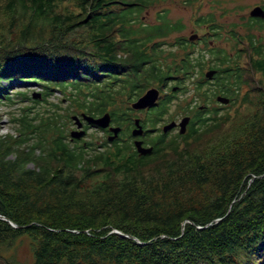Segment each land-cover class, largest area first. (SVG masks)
<instances>
[{"label": "trees", "instance_id": "1", "mask_svg": "<svg viewBox=\"0 0 264 264\" xmlns=\"http://www.w3.org/2000/svg\"><path fill=\"white\" fill-rule=\"evenodd\" d=\"M0 2L8 17L0 103H16L14 92L32 102L10 118L14 132L0 134V264L24 236L30 264H264V18L249 16L245 33L229 30L231 52L205 47L212 63L204 65L216 70L211 96L229 98L209 107L195 102L210 96L201 92L208 78L193 79L205 53L173 34L181 20L161 8L142 21L156 0ZM195 22L209 24L211 36L223 27L213 14ZM27 83L41 98L17 90ZM192 85L190 101L177 106L193 113L186 133L137 154L125 135L128 103L157 87L144 119L154 126ZM55 91L68 107L48 100ZM240 105L254 110L239 115ZM104 112L122 128L113 141L68 139L71 113Z\"/></svg>", "mask_w": 264, "mask_h": 264}, {"label": "rangeland", "instance_id": "2", "mask_svg": "<svg viewBox=\"0 0 264 264\" xmlns=\"http://www.w3.org/2000/svg\"><path fill=\"white\" fill-rule=\"evenodd\" d=\"M66 3H67L66 6L70 10H75L71 2H66ZM262 3L264 4V0H156L154 4L150 5L148 8H146L142 12L141 17H143L147 22H152L156 19L155 17H156L157 10L161 8H167L168 14L172 19L174 20L179 19L184 24V28L181 32L173 33V34L183 36L188 39V36L193 32L199 35L201 33L202 34L205 33L206 31H210L208 29L209 24L200 23L198 25L195 22V20L200 16L206 18L209 14H213L214 23L218 24L219 26H223V27L217 28L216 29L217 34L215 36L213 35L209 37L211 39V45L208 42H206L205 44H202V43L196 44L194 48L195 53L196 54L199 52L205 53L203 67L199 68L193 77L194 81H196V80H200L203 78L201 77V74L204 75L207 70L212 68V67L211 68L206 67V65H204L205 63H210V64L212 63V60L210 59L211 54L205 49V47L206 46L214 47V48L219 47L227 51V53L231 52L232 51V46H231L232 40L230 38V34L228 33L229 30L234 27V29L239 31L240 33H245L246 26L244 23L249 17L248 15L249 10L255 4H262ZM64 4L61 5V8L64 6ZM2 5L3 4L0 2V34H5L7 31L6 27H7L8 17L3 11ZM253 31L254 33H257L256 30H253ZM259 35L264 36V31L260 32ZM172 37L174 36L171 35L167 39V42H169L172 39ZM166 46L168 47L169 45H166ZM214 83H215V80H213L212 78H208V83L207 82L204 83L203 87L201 88V92L206 91V93L210 96L207 98H204V101L202 98L196 99L195 100L196 104H200V105L206 104L209 107H223L229 104V103L226 105L221 104L216 101V98H215L216 95L211 96V92L212 91L215 92ZM24 85L17 87L18 88L17 90H21V92H26V97L30 96L33 99L34 98L32 96L33 94L36 95L37 93L41 92V87L37 85L36 83H27L26 86ZM150 87H155V86H150ZM246 89H247L246 87H243V89L241 90V95L244 94ZM194 92L195 91L193 90V85L190 86L189 91L183 95L177 92L178 97L171 102L169 106L168 115L164 117L165 118L164 121L168 120L169 118H175V119L177 117L179 118L181 116L180 114H187L185 111L181 110L177 106L179 107L184 106L185 100L190 101L191 96L193 95ZM12 94H13V101L16 103H10V102L0 103V134L13 133L14 124L10 118L12 116L18 115L19 112H21L20 111L21 106L23 105L28 106L32 103L31 101H28V100H24L23 102H21L20 95H15V92ZM60 97L62 98L61 101L58 100ZM39 98H41V96H39ZM48 100H51L52 102L58 101V103H60V106H62L63 108L69 106V101L59 91H55L54 95L50 96ZM237 101H238V104H235L234 106H232L231 110L235 108L236 106H239V104L242 103L240 99H238ZM191 104H192L191 108H194L195 103H191ZM36 105H39V104H36ZM128 106H130L129 103H128ZM39 108L42 110V108H45V106L41 105L39 106ZM50 108H53V107L51 106ZM152 108L153 106L149 107L148 109L151 110ZM73 109L74 108L70 106V110H73ZM33 110H35V108ZM253 110H254V107L243 105L238 111H239V115H247L245 113H251ZM224 111L225 109L223 108L221 112H224ZM131 113L135 118H140V119L148 115L146 113H142V111L140 110L138 111L134 109ZM188 113H191V112H188ZM72 115L79 116V114L77 113L70 114L71 122H68V125H67L68 139H70V131H72L73 129H76L73 123V120L71 119ZM163 122L160 121V123H163ZM160 123L155 125V127H157ZM230 125H232V123L227 124L225 126V129L224 130L222 129V131L219 132L218 134L211 136L212 140L215 138H219L223 134H226V132L228 131H225V130L230 129ZM159 126L161 128V124ZM146 127H151V126H146ZM82 128L85 130L84 127ZM107 135L108 134L100 131L98 127L92 125V127H90L89 129L85 131V134L82 136L81 139L92 142V146L94 147L95 145H99L101 142H103V140L107 138ZM168 136L173 137V134L171 133ZM29 242H30L29 238L25 236L16 240L14 245L6 252V256L7 258H9L10 264H30L32 260V251H31V246Z\"/></svg>", "mask_w": 264, "mask_h": 264}, {"label": "water", "instance_id": "3", "mask_svg": "<svg viewBox=\"0 0 264 264\" xmlns=\"http://www.w3.org/2000/svg\"><path fill=\"white\" fill-rule=\"evenodd\" d=\"M248 15L250 17H260V18H264V8L261 7L260 5H255L253 6L250 10ZM198 34L197 33H191L188 36V40L189 41H194L198 38ZM216 70L215 69H209L205 72L204 76L206 78H212L213 75L215 74ZM172 90H175V87L172 88ZM159 89L157 87H149L148 89L145 90V92L143 94H141L137 99L133 100L130 102V107L134 110H143L149 107H152L153 105H155V103L157 102L158 98H159ZM35 99L39 98V96H41L40 93H37L36 95L33 94L32 95ZM216 101L221 103V104H228L229 103V98L227 96L218 94L216 95ZM202 107V106H200ZM71 119L73 120V123L76 127V129H73L72 131H70V139L74 140V139H80L82 138V136L85 134V130L82 128L83 126V121L92 124L98 128L101 129H108V131L110 132L107 135V140L113 141L119 134L120 130H121V126L118 125H111V116L109 112H104L103 114L99 115V116H91V115H86L84 113H81L79 116L77 115H72ZM190 117L184 116L181 118V120L179 121V123L175 122V121H171L167 124H164L162 126V132H167L168 130L172 129L173 127H175L176 125L179 126V133H185L186 131V125L189 122ZM143 129H142V125L140 124L139 118H134V128L132 129L131 133L133 136H137L140 135L142 133ZM134 146L136 148V151L140 154V155H146L148 153H150V151L152 150V147H144L142 146L141 141L139 140H135L134 141ZM2 219H4V217L0 216ZM15 226V225H13Z\"/></svg>", "mask_w": 264, "mask_h": 264}, {"label": "flooded vegetation", "instance_id": "4", "mask_svg": "<svg viewBox=\"0 0 264 264\" xmlns=\"http://www.w3.org/2000/svg\"><path fill=\"white\" fill-rule=\"evenodd\" d=\"M255 5H260L261 7H263L264 8V6H263V4H255ZM254 5V6H255ZM142 21H144L145 23H151V22H147L143 17H142ZM209 37H211V35H210V31H206L205 33H201V34H199V36H198V38L196 39V40H194V41H192V42H194V43H202V44H205L206 42H208L210 45H211V39L209 38ZM215 75V74H214ZM213 75V76H214ZM213 78V77H212ZM159 96H160V93H159ZM157 103V102H156ZM155 103V104H156ZM150 109H143V110H140V111H142V113H147L148 111H149ZM139 111V110H138ZM192 114L193 113H187V114H180L181 116L178 118H169L168 120H166V121H164V116L161 118V122H163V123H160V122H158V123H160L161 124V128H160V124L157 126V127H155V125H157L158 123H156L154 126H151V127H146V124H145V122H144V119H145V117L144 118H142V119H140L139 118V121H140V124L142 125V129H143V131H142V133L140 134V135H137V136H133L132 135V133H131V131H132V129L134 128V116L132 115V113H130V115L128 116V118L130 119V121H132V124H130L129 123V127H128V129L126 130V131H128V132H126V136L128 137V140L130 141V143L133 145V147H134V149H135V151H136V148H135V146H134V141L135 140H139V141H141V143H142V146H144V147H152V150H153V148H154V145H155V143H157V141H159V140H167L168 138H170L168 135L169 134H173V136H177L178 134L179 135H183V134H185L186 133V131H187V129H188V125H189V123H190V120H191V118H192ZM189 116L190 117V119H189V122H188V124L186 125V131H185V133H182V134H180L179 133V126L178 125H176L175 127H173L172 129H170V130H168L167 132H162V126L164 125V124H167V123H169V122H171V121H175V122H177V123H179V121L181 120V118L182 117H184V116ZM150 119H157L158 117L156 116H154L153 115V117H149ZM111 125H113V124H111ZM82 127H84V123H83V126ZM153 127V128H152ZM122 129V128H121ZM158 129H160V131L158 130ZM107 131H108V129H106ZM149 130H151V131H149ZM121 131V130H120ZM109 132V131H108ZM109 134V133H108ZM119 135V134H118ZM161 136V138H159ZM152 150L150 151V153L152 152ZM137 152V151H136ZM150 153H148V154H146V155H149ZM137 154H139L138 152H137ZM144 156V155H143Z\"/></svg>", "mask_w": 264, "mask_h": 264}]
</instances>
